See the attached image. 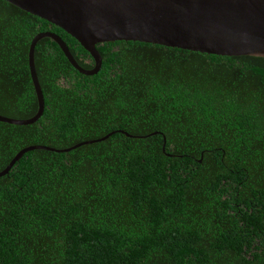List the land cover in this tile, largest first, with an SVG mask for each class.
<instances>
[{
    "label": "trees",
    "instance_id": "16d2710c",
    "mask_svg": "<svg viewBox=\"0 0 264 264\" xmlns=\"http://www.w3.org/2000/svg\"><path fill=\"white\" fill-rule=\"evenodd\" d=\"M54 24L0 0V114L36 100L26 50ZM74 69L33 46L43 106L0 121V264H264V56L136 40L94 44ZM156 131L154 133H150ZM139 135V136H137Z\"/></svg>",
    "mask_w": 264,
    "mask_h": 264
},
{
    "label": "water",
    "instance_id": "95a60500",
    "mask_svg": "<svg viewBox=\"0 0 264 264\" xmlns=\"http://www.w3.org/2000/svg\"><path fill=\"white\" fill-rule=\"evenodd\" d=\"M5 1L59 27L74 38L93 60L90 68H82L56 33L49 30L35 32L27 45L26 62L36 109L24 118L0 114V121L8 123H31L41 113L43 100L32 55L34 43L43 36L49 37L68 63L83 74L94 73L99 67L100 56L94 44L112 40H136L218 55L264 56V0ZM114 131L133 136L122 129H115L61 148L28 144L10 157L0 169V175L26 150L66 151L83 143L104 139Z\"/></svg>",
    "mask_w": 264,
    "mask_h": 264
}]
</instances>
